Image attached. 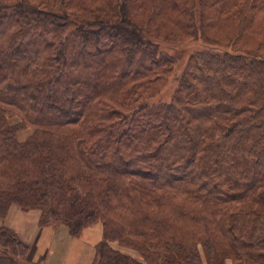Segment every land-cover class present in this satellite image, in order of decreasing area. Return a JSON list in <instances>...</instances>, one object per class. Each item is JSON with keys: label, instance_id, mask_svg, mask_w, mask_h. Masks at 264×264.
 Segmentation results:
<instances>
[{"label": "trees", "instance_id": "obj_1", "mask_svg": "<svg viewBox=\"0 0 264 264\" xmlns=\"http://www.w3.org/2000/svg\"><path fill=\"white\" fill-rule=\"evenodd\" d=\"M11 206L100 225L91 264H264V0H0ZM29 255L0 226V264Z\"/></svg>", "mask_w": 264, "mask_h": 264}, {"label": "rangeland", "instance_id": "obj_2", "mask_svg": "<svg viewBox=\"0 0 264 264\" xmlns=\"http://www.w3.org/2000/svg\"><path fill=\"white\" fill-rule=\"evenodd\" d=\"M163 47L168 55L174 57L177 70L175 71L176 74L185 66L189 56L195 51L204 48L205 45H202L199 42H187L177 45L164 44ZM173 90L174 82L173 80H169L164 89L152 99V101L156 102L159 99L162 101L169 100ZM20 136L23 138L25 133H21ZM7 217L8 213L4 219H0V226L11 229L18 234V237H20L21 240L27 242L26 244L30 247L31 251L28 258L30 264H63V258L65 254L67 255V252L70 256L74 257L75 262L80 261V255L81 258H85L86 264H89V261L92 259L91 256L94 253V247H92V245L95 241V238L91 236L93 233H90L91 235L88 236L91 238L89 240L87 239L88 232L85 233V235L80 234L81 238H79V236L77 237L78 239H73V237H70L67 230L61 225L40 227L38 225L39 213L36 211L22 212L17 210L8 218ZM95 226L96 225L87 227L85 231H87V229L97 231L98 227ZM98 226L100 227V225ZM74 240L76 241L73 242ZM112 246L116 247L113 244ZM79 253V258H76V254ZM227 263L229 264L230 262L227 261L226 264Z\"/></svg>", "mask_w": 264, "mask_h": 264}, {"label": "crops", "instance_id": "obj_3", "mask_svg": "<svg viewBox=\"0 0 264 264\" xmlns=\"http://www.w3.org/2000/svg\"><path fill=\"white\" fill-rule=\"evenodd\" d=\"M17 210H19L18 209V207H16V206H11L10 207V210L8 211V217L12 214V213H14V212H16ZM20 213V212H19ZM16 214V213H15ZM7 217V218H8ZM95 227H98V230L96 231V230H93V229H91V230H93V231H91L90 229H87V231H85V229L82 231V235L84 234L85 235V233H87L88 232V235H87V239L89 240V239H91V238H89L88 236L89 235H91L90 233H93L91 236L92 237H94L95 238V241H94V244L92 245V247H94L95 246V244L97 243V242H99L100 241V239H101V228L98 226V225H96ZM90 231V232H89ZM18 235V234H17ZM20 238V237H19ZM79 238H81V236L79 237ZM73 239H78V238H73ZM23 241V240H22ZM76 240H74L73 242H75ZM24 242V241H23ZM24 243H27V242H24ZM74 244V243H73ZM89 249V248H88ZM30 253H31V251H30ZM74 253V252H73ZM73 253H71V254H73ZM88 253H89V250H88ZM78 255H80V253L79 254H76V258H79L78 257ZM82 255H84V254H82ZM92 255V254H91ZM67 256V257H66ZM83 257V256H82ZM92 257V259L89 261V264H91L92 263V261H93V257H94V253H93V255L91 256ZM80 261H78V262H75V259H74V257L73 256H70V254L67 252V255L65 254V256H64V258H63V264H86L85 263V258L83 259V258H81V255H80ZM228 264V263H227ZM230 264V263H229Z\"/></svg>", "mask_w": 264, "mask_h": 264}]
</instances>
